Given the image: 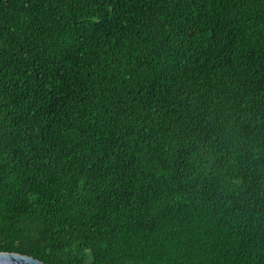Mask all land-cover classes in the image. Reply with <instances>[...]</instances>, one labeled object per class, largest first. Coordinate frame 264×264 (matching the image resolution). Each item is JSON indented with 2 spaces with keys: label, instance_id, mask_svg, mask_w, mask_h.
Returning <instances> with one entry per match:
<instances>
[{
  "label": "trees",
  "instance_id": "16d2710c",
  "mask_svg": "<svg viewBox=\"0 0 264 264\" xmlns=\"http://www.w3.org/2000/svg\"><path fill=\"white\" fill-rule=\"evenodd\" d=\"M0 252L264 264V0H0Z\"/></svg>",
  "mask_w": 264,
  "mask_h": 264
},
{
  "label": "water",
  "instance_id": "95a60500",
  "mask_svg": "<svg viewBox=\"0 0 264 264\" xmlns=\"http://www.w3.org/2000/svg\"><path fill=\"white\" fill-rule=\"evenodd\" d=\"M0 264H45V263L23 254L0 252Z\"/></svg>",
  "mask_w": 264,
  "mask_h": 264
}]
</instances>
